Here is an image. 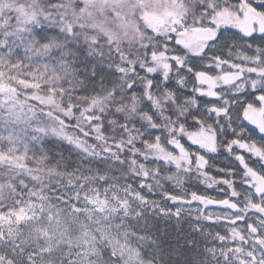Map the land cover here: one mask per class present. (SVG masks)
Returning a JSON list of instances; mask_svg holds the SVG:
<instances>
[{"label": "trees", "instance_id": "16d2710c", "mask_svg": "<svg viewBox=\"0 0 264 264\" xmlns=\"http://www.w3.org/2000/svg\"><path fill=\"white\" fill-rule=\"evenodd\" d=\"M83 1L0 0L5 77L41 83L80 107L62 119L18 89L10 97L0 91L14 107V116L0 120V153H15L0 162V214L20 211L39 191L109 193L127 212L128 237H145V261L258 264L243 235L230 242V226L209 208L226 203L243 212L264 202L247 188L264 177V29L246 35L221 27L197 56L153 36L140 16L115 41L76 18ZM178 2L187 23L199 27L222 12L240 13L243 3L264 19V0ZM129 3L136 0L94 13L95 20L118 24L114 13ZM91 108L101 135L81 117ZM258 112L253 125L248 117ZM199 135H212L215 149L199 146ZM15 244L13 264H60L66 255L34 252L25 235ZM108 258L98 255L99 264Z\"/></svg>", "mask_w": 264, "mask_h": 264}, {"label": "rangeland", "instance_id": "374dc122", "mask_svg": "<svg viewBox=\"0 0 264 264\" xmlns=\"http://www.w3.org/2000/svg\"><path fill=\"white\" fill-rule=\"evenodd\" d=\"M122 1L84 0V8L75 15L80 22L90 23L92 20L93 27L99 28L107 35H112L117 39L115 41L123 40L128 34L126 31L128 24L135 27L136 17L140 16V20L153 36L162 37V41L174 40L175 44L197 56L214 41L221 27L237 26L246 35L257 34L264 29V19L244 3L239 8L240 13L222 12L204 27L187 23L185 9L178 0H156L155 7H153L154 0H136L133 6L129 3L123 11L114 13L113 20H119L118 24L106 26L104 20L98 22L95 20L94 13L104 14L106 10L114 9ZM158 2L167 5H164L165 7L159 5L157 8ZM5 75L0 67V91H5L9 97L18 89L45 109L57 112L62 119L68 117L71 110L80 108L66 96L58 95L53 89L45 91L41 83L21 78L7 79ZM6 80L15 88L6 83ZM204 82L205 79L202 80V83ZM86 111V116L81 111V117L91 128L92 135L99 134L98 117L92 114V108ZM261 115L262 112L255 113L249 116L248 120L255 125ZM12 116H14V107L7 98L0 96V120L7 121ZM195 139L194 141L206 151L215 149L212 135H199ZM14 155L15 153L10 151L0 153V162L11 161ZM260 180L249 182L247 188L252 190L253 196L256 195L258 198L263 196L261 201H264V177H260ZM197 201L203 200L197 199ZM225 205L227 207H224ZM199 206L202 204H197L193 210L198 211ZM220 207L209 208L211 218L226 220L230 226V242L236 243L243 235L257 263L264 264V202L263 205L248 207L243 212L226 203L221 204ZM130 232L125 208L109 193H80L70 189L39 191L26 199L20 211L0 214V264L4 261L6 264H13L18 252L15 239L24 235L36 245L34 252L52 248L65 250L66 255L60 264H65V261L66 264H99L98 255L106 252L109 254L108 264H157L141 258L139 251L141 247L146 246L145 237L135 232V235H132L135 238L132 240L128 237ZM21 254L20 251L18 255ZM28 264H37V262L30 261Z\"/></svg>", "mask_w": 264, "mask_h": 264}]
</instances>
